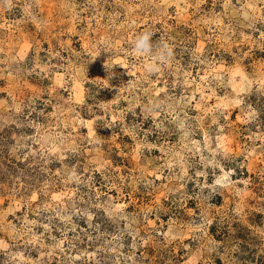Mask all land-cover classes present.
<instances>
[{"label": "rangeland", "instance_id": "obj_1", "mask_svg": "<svg viewBox=\"0 0 264 264\" xmlns=\"http://www.w3.org/2000/svg\"><path fill=\"white\" fill-rule=\"evenodd\" d=\"M0 264H264V0H0Z\"/></svg>", "mask_w": 264, "mask_h": 264}, {"label": "clouds", "instance_id": "obj_2", "mask_svg": "<svg viewBox=\"0 0 264 264\" xmlns=\"http://www.w3.org/2000/svg\"><path fill=\"white\" fill-rule=\"evenodd\" d=\"M152 36L153 33L150 31H144L143 33L139 34L134 42V51L139 54L152 56L154 60L163 63L173 55L171 48L165 43L160 45L158 49L154 50ZM158 67V63L149 65V68L153 71L158 70Z\"/></svg>", "mask_w": 264, "mask_h": 264}]
</instances>
